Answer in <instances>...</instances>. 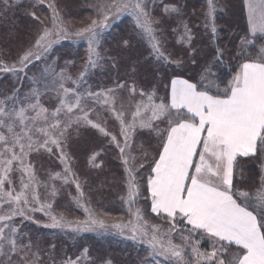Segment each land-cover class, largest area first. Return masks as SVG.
<instances>
[{
  "label": "rangeland",
  "instance_id": "1",
  "mask_svg": "<svg viewBox=\"0 0 264 264\" xmlns=\"http://www.w3.org/2000/svg\"><path fill=\"white\" fill-rule=\"evenodd\" d=\"M109 2L110 0H9L13 6L5 11L2 7L3 0H0V55L4 59L16 58L8 61L10 64L3 61L1 64L23 68L21 75L19 71L18 74L16 71H4L2 76L7 78L0 77V100L5 96L12 97L15 93L17 107H20L21 103H36V98L25 100V97L30 96L34 85H37L39 104L46 108L49 114L55 111L60 99L64 98L63 93L57 91V74L64 70L72 79L78 78L87 60L86 39H60L39 59L30 57L23 66L19 60L27 52L37 51L34 47L35 41L45 27L52 28L54 9L65 26L75 32L89 26L93 20L102 19L98 6ZM146 2L153 20L160 22L154 26L161 51L169 61H182V67L150 57L151 47L148 39L140 33L131 15L121 13L115 19L109 18V27L103 30L98 49L103 59L96 69L89 72L87 84L79 89L83 92L90 86V90L96 92L115 88L117 82L124 83L126 87L116 93L118 100L115 107L120 110L123 105L126 121H131L135 102L142 99L139 95L131 97L128 88L135 83L137 90L143 89L150 93L155 89L158 98L165 97L168 94L170 79L175 75L190 72L192 69L189 65H193L192 60L196 61L194 65L198 66V70L206 65L210 58L205 57L202 50L208 44L213 48L216 39L217 44L224 48L227 42L223 43L222 39L226 23L230 22L229 20L239 21L233 17L235 8L239 9L243 18L238 34H248V38H252L248 28L247 0H215V39L210 28L212 20L206 19L205 16L207 0ZM173 6L180 9L179 15L165 12L166 8ZM185 24L193 37L191 47L180 39L184 34ZM206 24L209 26L206 27ZM239 40L240 38H237L236 43ZM259 40V47L254 50L252 57H256L259 48L264 46V37ZM193 49L196 50L195 55L190 56ZM65 87L73 88L75 85L67 81ZM67 99L69 103L74 101L71 94ZM6 104L11 106L12 101H6ZM84 106L86 110L95 109L89 114V119L100 123L111 135L105 136L91 127H87L90 128L88 130L81 127L79 133L71 131L66 143L62 144L63 155L60 148L49 145L52 148L51 153L40 148L24 158L25 165L30 164L35 173L30 188L26 190L30 203L25 207L23 216L15 215L7 221H0V227L8 225L5 228V254H0V264H8L9 260L11 264H67L68 261H77V258L78 264H106L107 261H111V264H183V261L178 262L175 258L149 256L151 249L148 241L154 234L165 244L171 239L172 243L180 246L183 249V260L188 261V264H204V258L200 257L198 260L192 248H198L201 253H211L213 249L209 245L210 240L207 237L202 238V234L190 232L191 227L185 222L175 223L167 215L155 214L150 210L147 177L151 174V167L157 157L160 138L148 129L137 127L135 130H129L130 147L125 149V155L122 156L120 148L124 147V137L121 135L120 122L114 113L91 100L86 101ZM28 115L35 113L29 111ZM60 119H66L63 113ZM49 122H53L51 118ZM165 126L159 125L160 128ZM16 130L20 131L19 126ZM0 132L8 134L4 128H0ZM112 135L117 137L120 147L112 141ZM37 139L42 137L33 134V140ZM2 150L0 146V151ZM15 151L19 154L18 147ZM65 154L70 159L67 160ZM7 155L10 158L11 154ZM125 158L128 159V165L124 163ZM140 165L144 167L141 168ZM128 168L135 174L139 185V196L134 198L135 203L128 202ZM259 172L260 181L264 175V165L259 168ZM21 175L20 165L14 161L9 179L13 182L12 187L16 192L21 191ZM24 182H29L27 174H24ZM8 187L6 184L5 188ZM33 196L36 199H33ZM85 209L90 210L95 217L103 219L107 230L75 232L70 228L50 227L51 216L58 219L63 216L65 220L73 222L85 220L88 215ZM137 210L140 211V219H137ZM8 212L9 207L6 204L0 207V215H6ZM180 219L177 217L178 221ZM116 224H138L145 228L148 234L137 235L136 239H133V234L128 228L121 234L119 229L113 227ZM13 228L15 232L11 231ZM181 237L189 239L185 241ZM12 239L17 242L16 253L9 250L7 241Z\"/></svg>",
  "mask_w": 264,
  "mask_h": 264
},
{
  "label": "snow or ice",
  "instance_id": "2",
  "mask_svg": "<svg viewBox=\"0 0 264 264\" xmlns=\"http://www.w3.org/2000/svg\"><path fill=\"white\" fill-rule=\"evenodd\" d=\"M12 6L9 0H3L2 7L5 11ZM246 6L249 35L252 38H241L238 56L242 62L227 85L220 89L214 80L210 79L215 75L212 69L223 63L225 55L224 50L217 47L214 59L201 68L197 82L175 75L170 80V92L165 97L158 98L155 89L150 93L143 89L137 90L133 83L128 88L129 95H139L142 99L135 102L131 121L124 119L126 113L123 105L120 110L115 107L118 100L116 93L126 87L124 83L117 82L115 88L96 92L91 91L90 86L83 92L79 89L87 84L89 72L96 69L103 59L98 49L103 30L109 27V18L115 19L121 13L131 15L140 33L148 39L151 47L150 57L182 67V61H169L161 51L154 26L160 22L153 20L147 10L146 0H110L109 3L100 4L98 7L102 19L93 20L89 26L75 32L65 26L54 9L52 28L43 29L35 41L34 47L37 51L27 52L20 58L19 63L23 66L25 61L33 56L39 59L60 39L76 37L86 39L88 44L85 68L77 79H72L64 70L57 74V91L62 92L64 98L60 99L59 106L50 114L39 104V91L36 88L32 89L30 96L25 97V100L36 98V103H21V106L17 107L15 93L12 97L5 96L0 100V128L6 129L8 133L6 135L0 132V146L3 149L0 151V207L5 204L9 207L8 214L0 215V221H7L15 215L23 216L25 207L30 203L26 190L30 188L35 173L30 164L24 163V158L30 152L44 148L51 153L52 148L49 145H54L61 149L63 155L62 144L66 143L71 131L79 133L81 127H91L105 136L111 135L100 123L89 119V114L95 109L86 110L84 104L91 100L109 108L119 120L121 135L124 137V147L120 148L122 156L125 155V149L130 147L129 130H135L137 127L148 129L160 138L158 158L154 159L151 174L147 177L151 211L156 214L165 213L175 223L186 221L191 225L190 232L202 234V238L207 237L215 241L211 253H201L198 248H192L198 260L203 257L204 264H264V175L260 178V186L255 195L247 190H236L233 185L237 158L264 154V46L259 48L256 57L249 54V48L256 46L255 40L264 37V0H247ZM165 12L179 15L180 9L173 6L166 8ZM214 13L215 0H207L205 16L206 19L212 20L210 28L215 39L217 28ZM190 32L185 24L184 34L180 38L181 41L187 42L189 47L193 39ZM124 43L127 45V41ZM195 52L193 49L190 56L195 55ZM192 63L195 64L196 61L192 60ZM0 70L13 72L22 71L23 68L0 65ZM67 81H71L75 87H65ZM69 94L74 98L71 103L67 99ZM9 100L12 101L11 106L6 104ZM29 111L35 115L29 116ZM77 112L80 114H76ZM61 113L66 117L63 121L60 119ZM50 118L53 121L51 123ZM41 124L44 126H37ZM160 124L166 126L160 128ZM17 126L20 131L16 130ZM33 134H38L42 139L34 141ZM111 139L120 147L115 135H112ZM17 147L19 154L15 151ZM9 153L10 158L7 155ZM132 159L135 160V157ZM14 161L19 163L22 173L19 192L15 191L13 182L9 179ZM124 163L128 165L127 158ZM140 167L143 168L144 165ZM127 171L128 202L135 203L134 198L139 196V185L131 168ZM24 174L28 176V183L24 182ZM6 184L9 186L7 189ZM79 187L77 184L78 189ZM33 199L36 197L33 196ZM13 205L15 207H12ZM85 211L88 215L82 221L73 222L65 220L63 216L59 219L51 216L50 227L70 228L75 232L107 230L103 219L95 217L88 209ZM136 216L137 219L141 218L139 210ZM177 217L181 219L178 221ZM6 227L7 224L0 227V254H5ZM113 227L119 229L121 234L128 228L133 234V239H136L137 235L148 234L145 228L138 224H116ZM11 231L16 230L13 228ZM181 238L185 241L189 239ZM7 243L9 250L16 253L17 242L12 239ZM148 243L151 249L150 257L160 255L188 264V261L183 260V249L172 243L171 239L165 244L154 234ZM233 245L235 251L225 259ZM84 251L86 253L87 249ZM78 261L79 258L77 261H68L67 264H78ZM8 264H11V260ZM106 264H111V261Z\"/></svg>",
  "mask_w": 264,
  "mask_h": 264
},
{
  "label": "trees",
  "instance_id": "3",
  "mask_svg": "<svg viewBox=\"0 0 264 264\" xmlns=\"http://www.w3.org/2000/svg\"><path fill=\"white\" fill-rule=\"evenodd\" d=\"M235 9H236L235 15H233V17H235L239 21L236 22L235 20H229L230 22L226 23L227 26L225 27V29H223V39H222L223 43L227 42L226 45H224V48H221L220 44L219 43L217 44L218 40L215 39L213 48H211V46L208 44L202 50L203 55L207 58H210L208 62H211L214 59L216 55L215 50L217 47H219L220 49H223L225 52V55L223 57V63L217 64L212 69L215 75L213 77H210V79L214 80L215 85H218L220 89H223L227 85V82L235 74V72L238 71L239 63L242 62L238 56V52L240 50L238 46L240 45L241 38L248 35V34H238L239 26L242 27L241 22L243 21V18H242V14H240L239 9L238 8H235ZM237 38H240L238 43H236ZM255 44H256L255 47L249 48L250 55L253 54L254 50L258 49L259 44H260L259 38L255 40ZM15 59H16L15 57L11 59H4L0 55V65H2L1 61L10 64V62L8 61H13ZM84 68H83V71H84ZM189 68L192 69L190 72H185V74L182 73L183 75L181 74L180 76L186 77L187 79H190L192 82L195 83L199 80L200 70H198L197 69L198 66H195L194 64L193 65L190 64ZM19 73L21 75L20 71ZM2 74H4V71L0 70V77L7 78L6 76H2ZM16 74H18V71H16ZM34 87L38 88L37 85H34ZM213 93H215V87H213ZM88 129L90 128H87L86 130ZM66 159L68 160L70 158H68V156L66 155ZM239 162L242 164V166H238ZM263 165H264V154L257 153L256 155H253L250 157L239 158L237 162L235 163V169H234L235 170L234 179H233L234 189L247 190V191H250L253 195H255L256 189L260 186L259 168L262 167ZM68 167H69V171L71 172L70 163ZM71 201H70V204H71Z\"/></svg>",
  "mask_w": 264,
  "mask_h": 264
},
{
  "label": "crops",
  "instance_id": "4",
  "mask_svg": "<svg viewBox=\"0 0 264 264\" xmlns=\"http://www.w3.org/2000/svg\"><path fill=\"white\" fill-rule=\"evenodd\" d=\"M182 78H185V79H187L186 77H183V76H181ZM171 80V79H170ZM170 92V82H169V88H168V93ZM158 158V154H157V157H156V159ZM239 158H243L242 156L241 157H238L237 158V160L239 159ZM237 162V161H236ZM235 162V163H236ZM153 166H154V164H153ZM238 166H242V164L239 162L238 163ZM234 169H235V165H234ZM234 174H235V170H234ZM234 179V178H233ZM148 192V191H147ZM148 194H149V197H150V203H149V207H150V210H151V195H150V193L148 192ZM152 212V211H151ZM156 214V213H155ZM160 214H162V215H166L165 213H160ZM185 223H186V221H185ZM187 224V223H186ZM188 225V224H187ZM190 227H191V225H189ZM215 243V241H213V240H210V246H212V249H213V244ZM235 251V246L233 245L232 246V248L230 249V251H229V253H228V256H226L225 257V259H227L228 257H230V255L232 254V252H234Z\"/></svg>",
  "mask_w": 264,
  "mask_h": 264
}]
</instances>
